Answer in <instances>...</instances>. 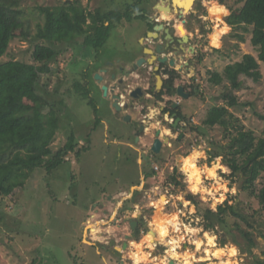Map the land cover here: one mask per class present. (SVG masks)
<instances>
[{
    "label": "rangeland",
    "instance_id": "rangeland-1",
    "mask_svg": "<svg viewBox=\"0 0 264 264\" xmlns=\"http://www.w3.org/2000/svg\"><path fill=\"white\" fill-rule=\"evenodd\" d=\"M136 1L23 0L21 6L25 26L34 35L36 25L43 24L40 7L78 2L87 12L98 9L109 12L121 8L123 3ZM244 1L222 0L221 4L220 0H195L191 10L185 13L193 39L191 46L201 56L200 61L192 58L193 65L196 64L194 86L197 89L194 88L193 96L183 106L187 125L185 142L168 147L163 155L151 159L153 165L150 161V166L141 172L135 162L141 161L144 142L140 145L128 142L131 147L117 149L104 145L98 135L103 132L100 120L108 123L111 133L119 140L125 141L121 136L128 127L116 120L103 92L102 97L98 91L91 93L97 83L92 75L94 70L86 75L85 82L81 76L83 69L90 68L88 59L96 60L93 68L115 59L128 65L132 63L133 53H139V46L134 37H123L125 26H117L114 32L110 30L98 52L89 47L91 54L88 55L83 39L78 38L76 42L56 46L62 50L56 61L36 65L33 80L37 92L54 107L59 118V132L50 141V147L53 151L63 148L69 132L73 133L76 146L74 152L63 158L61 166L49 172V162L42 160L24 188L15 190L8 198H0V264L264 262V209L255 198L240 191L246 179L243 174L239 172L230 178L231 172L223 158L208 155V152L223 153L222 148L229 139L219 126L208 128L203 124L210 108L224 106L221 96L229 86L228 82L215 86L210 82L211 76L222 75L226 67L242 62L245 55L257 60L258 50L250 43L251 28L246 32L240 28L233 30L224 20L236 13ZM156 2L151 0L149 5L144 2L141 8L152 12L151 6ZM167 3L168 0L162 2ZM221 8L224 11H216ZM240 36L243 42L239 41ZM34 44L32 40L15 38L2 61L13 59L32 64ZM82 56L84 62L79 61ZM259 67L262 78L258 83L240 77L243 88L234 92L240 105L229 110L234 116V126L253 131L257 138L263 137L264 131V122L259 118L264 117V64L259 62ZM132 82L135 81H129ZM190 155L193 158L186 170L184 162ZM151 171L153 176L142 183L141 174ZM171 176L180 181L179 186L169 185ZM131 185H138L134 187L138 190H133ZM263 186L264 174H261L254 182L256 194ZM189 195L194 196L203 210L215 211L218 205L229 200L245 221L230 217L224 227L216 226L206 232L197 210L188 201ZM135 220L140 222V227L132 233L129 222ZM236 223L239 229L234 227ZM246 234L255 246L249 247ZM123 243L128 248L120 252ZM149 243H153V250L147 248ZM232 249L235 255L231 254ZM175 253L178 258L174 257ZM142 256L145 258L140 259Z\"/></svg>",
    "mask_w": 264,
    "mask_h": 264
},
{
    "label": "trees",
    "instance_id": "trees-1",
    "mask_svg": "<svg viewBox=\"0 0 264 264\" xmlns=\"http://www.w3.org/2000/svg\"><path fill=\"white\" fill-rule=\"evenodd\" d=\"M22 1L0 0L1 199L8 198L17 189L24 188L26 181L42 160L49 162L47 170L50 172L61 166L64 163L63 158L75 150L76 139L71 132L67 134V143L63 148L53 151L50 147V141L59 132V118L54 112V107L37 92L33 80L36 65L45 66L56 61L62 52L56 46L76 42L78 38L83 39L84 47L100 49L113 20H119L122 16L117 10L108 12L98 9L87 12L78 2L40 7L39 17L43 19V24H37L35 34L31 35L29 27L25 26ZM220 3L222 4V0ZM125 16L127 20L132 19L129 13ZM106 23L110 25L106 26ZM227 24L233 30L240 28L246 32L251 28L250 43L258 50V56L256 60L250 55H245L242 62L226 67L222 75L211 76L210 82L215 86H220L224 82H228L229 86L226 93L221 96L224 106L210 108L203 124L208 128L219 126L229 141L222 148L223 153L208 152V155L223 158L225 166L231 172L230 178H234L239 172L243 174L246 179L240 191L247 192L248 196L255 198L261 209H264V186L257 194L254 191V182L264 174V131L263 137L257 138L253 131L244 130L243 126H234L232 123L234 116L229 111L240 105L234 93L243 88L240 77L249 78L255 83L262 78L259 62L264 64V0H245L243 6L229 16ZM15 31L20 33L15 34ZM17 37L35 43L31 53L32 64L13 59L2 61L10 43ZM238 39L243 42L241 36ZM259 118L264 122V117ZM234 120L239 122L237 118ZM192 158L193 155H190L185 160L186 170H189ZM240 161L242 162L239 163ZM170 182L175 186L180 185L175 176L170 177ZM188 201L197 210L202 220V228L206 232L216 226L224 227L230 217L245 221L237 207L230 204L229 200L218 205L215 211L201 209L192 195L188 196ZM234 227L239 229L237 223ZM244 237L249 240L250 248L255 246L249 234Z\"/></svg>",
    "mask_w": 264,
    "mask_h": 264
},
{
    "label": "flooded vegetation",
    "instance_id": "flooded-vegetation-1",
    "mask_svg": "<svg viewBox=\"0 0 264 264\" xmlns=\"http://www.w3.org/2000/svg\"><path fill=\"white\" fill-rule=\"evenodd\" d=\"M143 1L149 5L151 0H137L133 4L123 3L121 8L114 9L120 11L122 16L119 20H113L110 29L114 32L117 26L123 25L125 26V36L123 37L136 39L139 53H133L134 60L132 63L128 65L119 59H115L105 64L100 63L99 66L93 68L96 65V60H89V57H86L91 69L88 66L89 69H83L81 73L82 81L85 82L87 81L86 75L94 70L92 75L93 78L95 76L97 83L95 90L93 89L91 93L98 91L102 97V92L104 94L103 87H105L104 100L108 102L109 109L117 121L125 122L126 127H128V131L121 136L125 139L122 144L104 143V145L107 147L114 146L117 149L120 146H125L128 142L133 145H140L144 142L143 147H141L144 149L140 158L141 163L139 165L138 162H135V165L139 166L140 169L149 167L151 159L163 155L168 147L173 148L175 144L180 145L185 142L187 125L183 106L193 96L194 88L197 89L194 86L196 81L194 66L196 64L193 65L192 58L197 57L198 61L201 59L198 51L191 46L193 39L187 28L186 17L188 14H183L181 8L176 9L173 0H168L167 4L161 3L164 0H157L151 6L152 12L148 8H141ZM164 9H168L166 11L170 14L169 19L162 18L163 14L165 15L162 13ZM128 13L132 18L131 20H127V16H125ZM109 25L106 23V26ZM90 48L86 47L85 52L88 55L91 54ZM98 51L97 49L94 52ZM125 52L130 53L129 51ZM83 59L84 56L79 61L84 62ZM139 61L142 62L140 65L138 64ZM113 68L116 70L109 72ZM131 80L135 82L129 83ZM86 86L89 88L87 82ZM100 122L103 127L102 135L105 132L108 135L112 134L108 123L104 120H100L99 124ZM101 133L99 132V134ZM156 138L161 142V149L158 154L151 151ZM89 139L92 141L91 138ZM117 143L121 142L117 141ZM151 162L153 165L154 162ZM174 171L175 169L173 173ZM150 173L147 172L146 175ZM169 185L173 186L174 183L169 182ZM134 222L136 225L134 230L131 229L132 233H135L140 227L138 220L130 221L129 225ZM123 248H126V251L128 244L123 243L120 252H125Z\"/></svg>",
    "mask_w": 264,
    "mask_h": 264
},
{
    "label": "bare ground",
    "instance_id": "bare-ground-1",
    "mask_svg": "<svg viewBox=\"0 0 264 264\" xmlns=\"http://www.w3.org/2000/svg\"><path fill=\"white\" fill-rule=\"evenodd\" d=\"M163 1V0H162ZM194 1L195 0H174V6H175V8L177 9V8H181V9H184L183 10V14L184 13H187V12H189L190 11V9H191V7H192V5L194 4ZM162 3V2H161ZM163 12L162 13H165V14H167V16H169L170 17V14H169V12L168 11H164V10H162ZM166 15H164L163 14V16H162V18L163 19H168V17H167ZM186 41V40H185ZM168 133V132H167ZM164 134V133H163ZM133 190H138V188H133ZM132 194V191H130V195ZM170 223H172V221L170 222ZM174 224V223H173ZM163 225H165V224H163ZM176 225V224H175ZM209 240V239H208ZM147 244V243H146ZM153 244V243H152ZM152 244H148L147 245V248L148 249H150V250H153V245ZM174 245V244H173ZM177 248L178 247H175L174 246V250H177ZM123 249H125V248H123ZM186 254V253H185ZM174 257H176V258H178V254L177 253H175V256ZM185 257V256H184ZM145 257L144 256H142L140 259H144ZM190 263V262H189ZM225 264H232L231 262H226Z\"/></svg>",
    "mask_w": 264,
    "mask_h": 264
},
{
    "label": "crops",
    "instance_id": "crops-1",
    "mask_svg": "<svg viewBox=\"0 0 264 264\" xmlns=\"http://www.w3.org/2000/svg\"><path fill=\"white\" fill-rule=\"evenodd\" d=\"M165 15H167V14H165ZM98 135H100V137H101V139H103L102 141H103V143H109V144H114V145H116V144H122V141L123 140H119L115 135H113V134H110V135H108L107 134V132H105L103 135H101V134H98ZM103 136V137H102ZM110 137H114V138H112L111 140L109 139ZM117 141L118 142H121V143H117ZM127 146H130V145H128V143L126 144ZM131 147V146H130ZM140 163H141V161L139 160L138 161V164L140 165ZM141 170L142 169H140V172H141ZM141 174V173H140ZM151 176H153V174L151 173V174H149V175H146V177H145V175L144 174H141V177H140V181L143 183L144 182V180L145 181H148L150 178H151ZM138 185H131V188H134V187H137ZM132 191V190H131ZM117 214V213H116Z\"/></svg>",
    "mask_w": 264,
    "mask_h": 264
},
{
    "label": "water",
    "instance_id": "water-1",
    "mask_svg": "<svg viewBox=\"0 0 264 264\" xmlns=\"http://www.w3.org/2000/svg\"><path fill=\"white\" fill-rule=\"evenodd\" d=\"M173 5H174V0H173ZM165 10H168V9H164V11ZM184 10V9H183ZM224 20L225 21H227L228 20V18L227 17H224ZM142 62L141 61H139L138 62V64L140 65ZM159 84H160V81H159ZM103 91H104V95H106V88L105 87H103ZM180 91V90H179ZM160 149H161V142L156 138L155 140H154V142H153V144H152V147H151V151L153 152V153H155V154H158L159 152H160ZM135 225H136V223L134 222V223H131V229L132 230H134V228H135ZM125 247H126V245H125ZM119 251V249H117V252ZM171 264H173L172 262H170Z\"/></svg>",
    "mask_w": 264,
    "mask_h": 264
},
{
    "label": "clouds",
    "instance_id": "clouds-1",
    "mask_svg": "<svg viewBox=\"0 0 264 264\" xmlns=\"http://www.w3.org/2000/svg\"><path fill=\"white\" fill-rule=\"evenodd\" d=\"M216 11H224V9H222V8L221 9H216ZM209 243H211V241H209ZM231 254L235 255V249L231 250ZM214 255H215V253H214Z\"/></svg>",
    "mask_w": 264,
    "mask_h": 264
},
{
    "label": "built area",
    "instance_id": "built-area-1",
    "mask_svg": "<svg viewBox=\"0 0 264 264\" xmlns=\"http://www.w3.org/2000/svg\"><path fill=\"white\" fill-rule=\"evenodd\" d=\"M154 170H157V168L155 167Z\"/></svg>",
    "mask_w": 264,
    "mask_h": 264
}]
</instances>
